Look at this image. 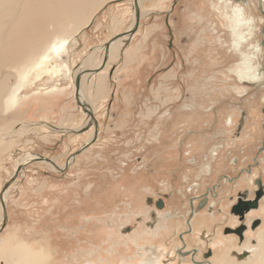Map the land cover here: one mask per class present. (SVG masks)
I'll list each match as a JSON object with an SVG mask.
<instances>
[{
	"label": "rangeland",
	"instance_id": "rangeland-1",
	"mask_svg": "<svg viewBox=\"0 0 264 264\" xmlns=\"http://www.w3.org/2000/svg\"><path fill=\"white\" fill-rule=\"evenodd\" d=\"M10 1L12 17L0 26V138L9 134L0 141V195L24 154L44 156L64 167L70 147L74 155L89 142L86 132L94 125L81 128L88 117L77 106L74 74L92 50L133 28L134 13L131 0L105 4L71 41L69 75L25 82L16 106L3 112L9 87L22 83L18 77L9 83L13 71L2 56L25 0ZM235 6L244 8L247 19L235 17ZM141 8L157 11L141 19V35L125 41L117 60L101 70L106 75L92 76L86 85L99 122L96 142L64 172L44 162L26 165L8 188L0 264L22 258L24 264H140L145 259L140 250L148 254L144 248L155 244L158 230L161 237L156 240L169 245L174 264H182L174 250L186 229L188 201L211 181L199 179V165L234 176L256 153L264 123V6L259 0H145ZM47 110L49 123L44 119ZM43 121L59 131L45 129ZM23 123L39 126L30 129ZM73 126L81 129L62 131ZM252 127L256 141L251 143ZM18 130L25 134H16ZM197 182L203 185L199 191L193 186ZM159 200L164 207L158 208ZM169 211L177 215L165 224L162 214ZM193 224L197 230H214L198 217ZM199 233L185 240L189 248L202 251L199 260L204 261L209 246L199 240ZM215 239L210 247H220L211 249L214 260L245 248L228 249L221 237ZM185 257L187 264L192 262V256ZM257 260L263 263L264 252Z\"/></svg>",
	"mask_w": 264,
	"mask_h": 264
},
{
	"label": "bare ground",
	"instance_id": "bare-ground-1",
	"mask_svg": "<svg viewBox=\"0 0 264 264\" xmlns=\"http://www.w3.org/2000/svg\"><path fill=\"white\" fill-rule=\"evenodd\" d=\"M113 1L115 0H25L24 1V3L21 6L20 14L18 18H16L14 22L11 24V29L6 39L7 50L4 51L2 54L5 65L9 66L13 71V73H11L9 76V83H10V79L13 77L15 78L18 77L22 83L16 86L10 83L11 86L9 87L8 100L6 101V105L2 106L3 112H6L7 110L10 111L12 108L16 106L18 100V94L21 93V91L23 90L22 84H24L25 82L27 83V81H29L30 85H32L40 82L39 80H43V79L45 81L46 79L47 80L55 79V78L59 79V78L67 77L66 75L70 72L68 58L70 55L69 46L71 41L74 40V37L78 36L81 33V31L90 24L94 16L99 12L100 9H102V7L105 4ZM144 1L145 0H138V5H139V9L141 10L142 18L147 14L157 11L156 8L143 11L141 5ZM259 1L261 5L264 6V0H259ZM131 4L134 6L133 23L131 25V27H133L136 22L135 0H131ZM10 5H11L10 0H0V26H4L3 19H10L12 17V15H10V9H8ZM233 8L236 11V9H238L239 7L235 6ZM235 17H239V15L235 13ZM134 36L135 35L131 37ZM131 37L125 36L123 38H119L111 44L108 53L109 60L106 63L105 70L109 68V66L113 61L117 60L118 55L116 54L118 53L119 49H122L125 45V41L131 39ZM114 45H117L119 47H115ZM101 50L103 51V53L101 52ZM104 55H105V46L101 48H96L86 55L85 60L82 63V67L81 68L78 67L79 69L77 68L78 70L75 72L73 77L75 95H76L75 80L77 76L85 72L86 70L89 71L98 70L103 64ZM64 57H66L67 59L65 60ZM97 59H99L98 64L92 65V63L96 62ZM98 72L94 74L91 73L83 74V77L81 79L80 92H79L81 101L84 102L85 104H88L93 110V113L95 112L94 100L91 94L87 93L88 91L86 90V85L87 83L91 82L90 80L92 76H97L98 79L106 75V72L104 71H101L99 74H97ZM261 73L262 72L258 74ZM9 102H11V104L10 107L8 108ZM87 117L88 118L86 119L84 116V119L86 120H85V124L82 125L81 128L82 127L85 128L91 123L92 125L90 126H93V120L89 116ZM22 125H28L30 126V129L33 128L34 126H39V124H29V123H23ZM40 125L45 126L44 127L45 129L48 128L54 132L59 131V129L56 130V127L55 128L53 127L54 129L50 128L44 121ZM81 128L73 126L70 127L69 129L64 128V130H62L63 128H61V130L66 133L68 131L73 132L74 130L79 131ZM94 128L95 126L92 127L88 132H86L87 141L89 142H91V140L95 135ZM4 132L8 133V130ZM15 133L18 134L19 130L16 131ZM20 134L22 135L25 133H19V135ZM8 135L6 136V138L3 137L0 138V141L7 139ZM79 136L80 135H77V137ZM43 139H47V137H44ZM35 158H37V155H33L30 153L24 154L21 163L17 165L16 169L23 164L29 163ZM44 163L48 165L52 170L58 171V169L53 165H51L50 163H46V162ZM8 192L9 189L4 193L5 203H7V196L9 197ZM0 206H1L0 208V228H1L4 219L3 204L1 202H0ZM185 248L186 246L184 244V249ZM243 250L246 251L250 250V252H252L253 255L256 254V257L253 259L252 256L248 258L246 261L240 263L233 258L232 259L228 258L229 260L223 259L221 261L224 262L225 264H264V261L263 263H258L257 260V257L263 254L264 252V236H261V244L258 245L257 247H252L251 245H248L245 246ZM181 252L182 251H180L179 253L180 255ZM27 257H29V255ZM161 257L164 258L165 256L163 254H160V258ZM21 258L22 257H18L19 260ZM160 258H157L153 264H160ZM239 259L242 260L241 257ZM24 263L25 262L23 261L22 258V261L21 262L19 261V263L16 264H24ZM8 264H11L9 260H8ZM213 264H215V262H213Z\"/></svg>",
	"mask_w": 264,
	"mask_h": 264
},
{
	"label": "flooded vegetation",
	"instance_id": "flooded-vegetation-1",
	"mask_svg": "<svg viewBox=\"0 0 264 264\" xmlns=\"http://www.w3.org/2000/svg\"><path fill=\"white\" fill-rule=\"evenodd\" d=\"M237 7L239 8L236 9V13L239 15V17L236 18L238 20L241 16L246 18L244 8H241L240 6ZM243 39H246L245 36ZM261 47L263 48L262 45ZM257 118H260V116ZM255 130V127L250 129L248 141L251 143L252 141H256L252 134ZM260 130L262 138L259 145L254 147L256 148V153L254 154L250 163H247L245 167L240 168L237 175L231 176L223 172H215L213 167L211 168L209 164L205 165L206 163H203V165H199L198 161L195 160L196 158H191V163L193 166L197 167L199 165V179L201 178L203 180L202 177H210L211 181L204 187L203 192L199 193L198 195H194L188 201L189 214L184 220L186 229L179 235L180 238L181 236L183 237L184 242L179 238L181 246L174 250V253L178 254L180 251H182L181 255L179 254V258H182V264H187L185 256H189V252L193 254V260L188 264H213V262H215V264H223L224 262L221 260H228L230 257L231 259L233 258L240 263L253 256L250 250H241V252L237 250H229L226 253L228 255H223V258L219 257V259L214 260L215 257H213L214 255L211 249H213V247H220L216 245H211L212 247H210V244L214 243L212 241L217 242L215 237H221L222 245H224V243H228V249L235 245L239 246V249L244 248L245 244L251 245L252 247H257L258 242L261 243V236H264V234H261L262 232L258 233V231L264 230V123H262ZM220 147L221 149L223 148L222 146ZM216 156L217 155L214 156L215 158H213V161L216 160ZM235 166H237L236 162ZM214 174L215 176H213ZM243 177L246 179V181L242 180ZM243 182H246L247 185L243 184ZM193 186H196L199 191L200 187L203 185L200 182H197L194 183ZM191 201H193V203H191ZM211 202H213V204ZM157 206L158 208H162L165 205L162 200H159V202H157ZM192 207L194 209L193 216H191ZM176 215L177 213L174 214L170 211L163 213L162 216L165 219V224L175 218L174 216ZM197 217L201 220L202 225L214 230H197L193 224ZM165 229L167 231L169 226H166ZM216 231L217 234L220 233L219 236L216 234ZM157 232L155 231L156 239L161 237L156 234ZM195 232H200L198 234L199 240L201 242L207 243L209 246L203 255V258H206L204 261L199 260V254H201L202 251L198 249L197 253L195 254L193 251H195L196 248H189V245L185 240V237L189 236L191 233L194 234ZM250 234H252V237L249 239L248 236H250ZM156 239L155 244L152 247L144 248L145 252H148V254L145 255L142 253V250H140V254H142L145 259L138 261V263L153 264L157 258H160V254H163L165 257L160 258L161 264H174V258L171 259V257H173L172 249L169 247V245L163 243V241H157ZM184 244L186 246L185 249ZM148 257L151 259H147ZM240 257L242 260L239 259Z\"/></svg>",
	"mask_w": 264,
	"mask_h": 264
},
{
	"label": "water",
	"instance_id": "water-1",
	"mask_svg": "<svg viewBox=\"0 0 264 264\" xmlns=\"http://www.w3.org/2000/svg\"><path fill=\"white\" fill-rule=\"evenodd\" d=\"M135 13H136V15H135L136 22H135V25L133 26V28H130V29L126 30V32L115 36L112 40H110L105 45V55H104L103 64L101 65V67L98 70H92V71L86 70L85 72L79 74L77 76L76 80H75L77 104L82 109V111L85 114H87V116H89L93 120V125L95 126V135H94L92 141L87 143V144H85V146H83V148L81 150H79L77 153L72 155L69 158V160L66 162L65 166L62 167V168L59 167L58 164H56V162L53 159L37 155V158H35L34 160L30 161L27 164H23V165L19 166L16 169V171L14 173V176L12 177L11 181L6 184L2 194L0 195V202L3 204V211H4V219H3L2 227L0 228V233L7 227V223H8L7 203H5V201H4V193L17 180V178L20 175V173L25 170L26 165H28V164H30L32 162H35V161H37V162H47V163H50L51 165H53L54 167H56L58 169V171L64 172L66 170V168H68L70 166V164L72 163L73 158L77 157L82 151L88 149L90 146H92L96 142V140L98 138V133H99V123L95 119V116H94V113H93V110L91 109V107L88 104H85L84 102H82L81 99H80L79 92H80V86H81V79L83 77V74H85V73L94 74V73H96L98 71H101V70H103L105 68L106 63L108 61V53H109V50H110V46L115 40H117L119 38H123L125 36H130L131 37V36H133V35H135L137 33V31L139 29L141 18H142L141 10L139 9V5H138V0H135ZM262 45L264 46V43ZM90 125H92V123ZM90 125H88L87 127H89ZM191 203H193V201H191ZM193 214H194V209L192 207L191 216H193ZM180 239L183 241V237L182 236H181ZM193 252L196 254L197 253V249H195V251H193ZM189 253H190V256H193V254H191V252H189Z\"/></svg>",
	"mask_w": 264,
	"mask_h": 264
},
{
	"label": "crops",
	"instance_id": "crops-1",
	"mask_svg": "<svg viewBox=\"0 0 264 264\" xmlns=\"http://www.w3.org/2000/svg\"><path fill=\"white\" fill-rule=\"evenodd\" d=\"M101 26H102V25L99 26V29L101 28ZM87 27H88V26H87ZM85 29H86V28H85ZM96 29H97V28H96ZM111 31H112V28H111ZM123 31H124V30H123ZM90 32H91V30L88 31L87 33H90ZM84 33H86V30H85L82 34H84ZM141 33H142V30L140 29L139 32L137 33V35L134 36V38L137 37V36H139V35H141ZM82 34H81V35H82ZM86 36H87V34H84V35H83V39L86 38ZM76 37H78V36H76ZM83 41H84V40H83ZM91 50H92V48H89V49L87 50V52H89V51H91ZM71 51H72V49H71ZM70 53L72 54V52H70ZM85 53H86V52H85ZM85 53H84V54H85ZM85 57H86V56H85ZM69 65H70V67H71V70H73V68H72V63H71V64L69 63ZM59 91H60V90H59ZM64 107H65V105L61 108V110H63V111L66 110V109H64ZM65 108H67V107H65ZM52 110H54V107H52ZM50 111H51V110H47V114H45L46 118H44V119H47V122H48V120L50 119V115H48V113H49ZM65 118H66V117H65ZM44 119H43V120H44ZM21 121H22V120H21ZM22 122H23V121H22ZM47 122H46V123H47ZM48 123H49V122H48ZM61 123H63V120H61ZM61 123H60V125H61ZM65 129H68V128L65 127ZM69 152H70V153H68V154L65 155V158H66V159H65V161H64V163H63L64 165H65L66 162L69 160V158L72 156V153L75 152V151L73 150V148L70 147V151H69ZM30 154H32V153H30ZM62 166H63V165H62ZM226 192H227V190H226ZM227 193H228V192H227ZM224 194H225V193H224Z\"/></svg>",
	"mask_w": 264,
	"mask_h": 264
}]
</instances>
